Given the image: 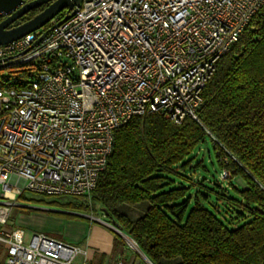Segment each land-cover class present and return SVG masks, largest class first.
<instances>
[{
    "label": "built area",
    "instance_id": "built-area-1",
    "mask_svg": "<svg viewBox=\"0 0 264 264\" xmlns=\"http://www.w3.org/2000/svg\"><path fill=\"white\" fill-rule=\"evenodd\" d=\"M262 6L264 0H80L61 23L55 17L0 44V225L25 191L89 197L114 132L132 117L198 120L219 59ZM0 241L7 264H88L76 260L80 247L41 232L0 229Z\"/></svg>",
    "mask_w": 264,
    "mask_h": 264
},
{
    "label": "trees",
    "instance_id": "trees-1",
    "mask_svg": "<svg viewBox=\"0 0 264 264\" xmlns=\"http://www.w3.org/2000/svg\"><path fill=\"white\" fill-rule=\"evenodd\" d=\"M202 97L198 120L175 123L152 112L118 128L95 189L81 197L133 238L152 264L172 259L179 260L176 264H264V6L219 59ZM205 137L213 145L219 180L197 173L208 171L203 164L193 170L199 178L191 171L190 159ZM225 170L229 176L222 178ZM237 177L245 186L233 181ZM225 180L233 194L216 192L217 205L211 206L201 184L227 189ZM227 204L235 213L227 212ZM133 206L143 209L135 218L126 211Z\"/></svg>",
    "mask_w": 264,
    "mask_h": 264
},
{
    "label": "rangeland",
    "instance_id": "rangeland-1",
    "mask_svg": "<svg viewBox=\"0 0 264 264\" xmlns=\"http://www.w3.org/2000/svg\"><path fill=\"white\" fill-rule=\"evenodd\" d=\"M196 152V150H195ZM193 153L191 156H194ZM202 160L201 165L195 164V161ZM192 164L191 171L204 168L208 171L198 170L197 173H200L201 176L206 177L209 181L219 180V169L215 162V154L211 140L209 137H205L204 141L200 144L199 149L197 150V154L190 159ZM213 162V163H211ZM195 164V165H194ZM203 164V165H202ZM197 167V168H195ZM193 171L192 173L197 176V174ZM198 174L197 177L200 176ZM232 179V178H231ZM234 182L239 187L245 186V183L240 178H234ZM176 183H179L178 179H175ZM223 186L228 185L227 189H223L221 187H217V185H212L209 183V186H213L214 188L208 189L201 184V190H204L209 194V201L211 202V206L217 205V199L219 195L216 192H220L227 195H232L233 190L228 180L221 181ZM206 184V180H204ZM187 184V183H185ZM2 194V186L0 184V198ZM193 197V194L191 195ZM200 196V194H199ZM201 197V196H200ZM17 201V199H16ZM20 204H27L28 206H32L34 208L41 209V212H46L58 218L56 222V229L54 237L62 239L64 241L71 242L70 239H75L77 236H83V240H79L78 242L72 241L71 243H77L78 247L82 249H86V236L90 233L91 229L94 226L100 227L103 230L104 237H107V244L103 246V248L92 247L94 250V260L91 264H97V262L102 258L103 264H117L118 260H122L124 264H149L145 255L142 253H137L136 250L131 249L125 245L123 236L110 225H114V222L106 216L99 207L91 208L90 203L84 200L81 196H73V195H59V196H50V195H42L33 193L30 191H25L22 198L19 199ZM16 204H18L16 202ZM83 204L84 206H78ZM225 208L227 212L235 213V208L232 205L227 204ZM22 209V207L14 206L10 218L12 215L15 216L18 211ZM29 211L30 209H24ZM143 209L140 206H133L127 208V213L135 218ZM232 221V220H231ZM84 223V227L87 228L86 232L82 230V224ZM110 224V225H109ZM117 227V226H116ZM85 230V229H84ZM75 245V244H74ZM82 245V246H81ZM84 254L81 253L76 260L84 259ZM179 260H165L163 264H176Z\"/></svg>",
    "mask_w": 264,
    "mask_h": 264
},
{
    "label": "water",
    "instance_id": "water-1",
    "mask_svg": "<svg viewBox=\"0 0 264 264\" xmlns=\"http://www.w3.org/2000/svg\"><path fill=\"white\" fill-rule=\"evenodd\" d=\"M79 2L80 0H0V44L11 42L43 27L65 10L64 16L57 22L61 23L73 13ZM41 6L43 8L32 17L13 25L20 17Z\"/></svg>",
    "mask_w": 264,
    "mask_h": 264
},
{
    "label": "crops",
    "instance_id": "crops-1",
    "mask_svg": "<svg viewBox=\"0 0 264 264\" xmlns=\"http://www.w3.org/2000/svg\"><path fill=\"white\" fill-rule=\"evenodd\" d=\"M23 195L24 194H22L20 198H22ZM20 198H17L16 202L18 204H16L15 206L22 207V209H20L15 216L12 215V218L9 219V222L7 224L0 225V229L9 230L13 227H19L25 231L26 237L29 236L33 232H41L53 238L59 239L57 237H54L55 232H57V229L55 226H56V222L58 218L46 212H41V209L34 208L32 206H28L27 204H23V203L20 204V201H19ZM24 209H30V210L26 211ZM82 230L85 232L87 230V228L84 227V223L82 224ZM105 235L103 233V230L100 227L94 226L91 229L90 233L86 236L87 248L86 249L81 248L82 251H84V256H83L84 259L82 260H86L88 264H91V262L95 258L94 257L95 252L91 248V246L97 247V248H103V246H105L108 242L107 237H104ZM83 239H84V235L79 236V237L77 236L75 239H70V240L71 242L73 240L78 242L79 240H83ZM59 240H62V239H59ZM65 242L71 243L69 241H65ZM74 244L76 245L77 243H74ZM6 257H7V245L3 241H0V264H7ZM102 260L103 259L101 258L97 262V264H103Z\"/></svg>",
    "mask_w": 264,
    "mask_h": 264
},
{
    "label": "bare ground",
    "instance_id": "bare-ground-1",
    "mask_svg": "<svg viewBox=\"0 0 264 264\" xmlns=\"http://www.w3.org/2000/svg\"><path fill=\"white\" fill-rule=\"evenodd\" d=\"M9 194V193H8Z\"/></svg>",
    "mask_w": 264,
    "mask_h": 264
},
{
    "label": "flooded vegetation",
    "instance_id": "flooded-vegetation-1",
    "mask_svg": "<svg viewBox=\"0 0 264 264\" xmlns=\"http://www.w3.org/2000/svg\"><path fill=\"white\" fill-rule=\"evenodd\" d=\"M43 7V6H42Z\"/></svg>",
    "mask_w": 264,
    "mask_h": 264
}]
</instances>
